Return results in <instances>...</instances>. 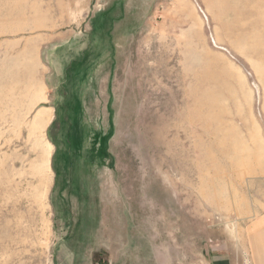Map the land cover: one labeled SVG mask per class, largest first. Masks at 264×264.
Here are the masks:
<instances>
[{"label":"rangeland","instance_id":"obj_1","mask_svg":"<svg viewBox=\"0 0 264 264\" xmlns=\"http://www.w3.org/2000/svg\"><path fill=\"white\" fill-rule=\"evenodd\" d=\"M263 211L264 0H0V264H200Z\"/></svg>","mask_w":264,"mask_h":264},{"label":"crops","instance_id":"obj_2","mask_svg":"<svg viewBox=\"0 0 264 264\" xmlns=\"http://www.w3.org/2000/svg\"><path fill=\"white\" fill-rule=\"evenodd\" d=\"M24 103L27 106V115L34 109L36 102L33 99V103H30L24 98ZM39 103H42V101ZM39 109H46V107H40ZM35 113L36 110L34 115ZM29 123L27 121L25 124L26 132H28ZM242 226L244 233L243 242L239 241L238 237L230 236L225 231H223V236L209 237L211 240H209L210 243H208L201 254L200 264H240L242 251H246L252 264H264V211L242 223ZM127 259H129V264H134V258L130 257ZM126 262L124 263L126 264ZM155 262L161 263L158 261V252L155 255Z\"/></svg>","mask_w":264,"mask_h":264},{"label":"bare ground","instance_id":"obj_3","mask_svg":"<svg viewBox=\"0 0 264 264\" xmlns=\"http://www.w3.org/2000/svg\"><path fill=\"white\" fill-rule=\"evenodd\" d=\"M28 90H29V89H28ZM29 91H30V90H29ZM29 91H28V92H29ZM39 117H41L42 119H46V118H48V113H46V112H41V113L39 114ZM40 124H41V119L38 118V120H37V124H36V125H31V126H29V127H28V131H30L31 134H33V133L37 130V128L40 126ZM27 141H30V138H28ZM40 151L43 152V151H45V149L42 148Z\"/></svg>","mask_w":264,"mask_h":264},{"label":"built area","instance_id":"obj_4","mask_svg":"<svg viewBox=\"0 0 264 264\" xmlns=\"http://www.w3.org/2000/svg\"><path fill=\"white\" fill-rule=\"evenodd\" d=\"M240 264H252V261L247 253H241Z\"/></svg>","mask_w":264,"mask_h":264}]
</instances>
